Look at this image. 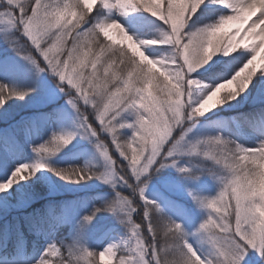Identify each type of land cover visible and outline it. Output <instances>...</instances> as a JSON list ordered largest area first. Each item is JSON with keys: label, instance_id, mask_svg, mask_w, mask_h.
I'll use <instances>...</instances> for the list:
<instances>
[{"label": "snow or ice", "instance_id": "6c2138e0", "mask_svg": "<svg viewBox=\"0 0 264 264\" xmlns=\"http://www.w3.org/2000/svg\"><path fill=\"white\" fill-rule=\"evenodd\" d=\"M209 5L218 7L210 9ZM225 8L227 14L222 12ZM101 9L122 13L142 10L158 18L163 28L156 38L134 39L115 20L100 18ZM205 10L221 14L194 31H186L193 17ZM92 11L90 0H30L27 4L25 0H0V26H4L0 31L7 33L5 40L27 61L33 75L49 73L58 79L57 88L78 119L77 131L51 132L32 147L35 160L5 171L0 192L30 180L39 170L53 172L69 183L95 178L114 192L103 209L93 207L81 217L71 241L46 243L33 264H113V260L115 264H240L249 249H254L264 264V217L249 212L250 206L264 210V141L245 147L230 140L232 157L223 149L210 152L203 147L225 144L219 134L195 141L187 138L200 117L242 96L258 73L264 76V0H99L94 17L89 15ZM112 29L119 31L121 43L128 41L130 55L123 47L113 50L100 39L103 34L111 40ZM20 37L26 38L30 49L20 45ZM148 46L169 47L176 55L171 59L150 57L144 51ZM237 49H251L250 58L235 67L226 80L207 85L192 77L214 54L228 56ZM126 63L131 70L121 68ZM225 82H229L230 95H220ZM194 87L203 89L198 97H193ZM34 91L35 86L17 88L0 83V108L9 100H24ZM55 98L54 93H46L43 103ZM42 115L60 119L64 113L54 109ZM121 128L130 129L131 135L122 137ZM102 133L111 138V146L101 138ZM77 134L95 139L96 151L105 162L103 171L55 168L45 162L43 154L57 153ZM112 147L123 162L111 154ZM180 156L203 157L210 162L206 170L222 181L213 197L188 193L205 210L194 234L204 238L200 243L206 244L208 251L199 244L194 246L182 224L163 214L158 201L145 196L147 180L142 178L176 167ZM176 170L190 171L185 167ZM101 210L122 213L121 223L128 235L119 244L109 242L99 250L89 249L81 242L83 229ZM141 210L143 224L134 220ZM154 214L160 225L153 222Z\"/></svg>", "mask_w": 264, "mask_h": 264}, {"label": "rangeland", "instance_id": "374dc122", "mask_svg": "<svg viewBox=\"0 0 264 264\" xmlns=\"http://www.w3.org/2000/svg\"><path fill=\"white\" fill-rule=\"evenodd\" d=\"M92 1L93 11L89 15L94 17L98 11L99 0ZM216 7L218 6L209 5L210 9ZM222 12L227 14L228 9H222ZM220 14L209 10L198 13L189 22L186 31H194L197 27L215 20ZM98 15L105 20H115L128 35L138 40L156 38L163 28L158 18L142 10L122 13L117 9H101ZM2 27L4 26H0ZM6 35V32L0 31V83L17 88L35 86V91L24 100L12 99L0 108V178L13 165L31 163L35 160L36 154L33 153L32 147L47 139L51 132H75L78 124L77 113L66 103L64 94L57 88L58 79L49 73L33 75L27 61L17 54L9 41L5 40ZM110 35L111 40L103 34L100 35V39L111 44L113 50L123 47L125 51H129V55L131 54L128 41L121 43L117 29H112ZM112 41L119 44L116 45ZM19 43L26 50L31 48L26 38L20 37ZM170 50L165 46L144 48L146 55L157 58L166 57ZM237 51L228 56L223 55L222 52L214 54L198 72L192 73V77L207 85H215L226 80L235 67L250 58L251 49H237ZM137 59L139 60V56ZM121 68L125 71L131 70L127 63L121 65ZM194 89L193 97L201 88L194 87ZM46 93L55 94L56 98L52 103H43ZM262 94H264V76L258 73L253 77L242 100L234 104L229 101L210 110L199 118L187 134V138L195 141L207 134H219L245 147H252L264 141V95ZM54 109H61L64 113L63 118L46 119L42 115L51 113ZM128 122H131V118H128ZM118 132L122 137L131 135V130L128 128L118 129ZM101 138L111 146L110 137L102 133ZM111 154L115 159L123 162L114 147ZM43 155L49 165L53 163L66 165L68 168L87 167L96 172H101L105 168V162L96 151L95 139L79 134L57 153ZM176 160V167H185L190 171L186 174L179 173L176 167L168 166L159 172L149 173L142 178L147 180L145 196L150 200L158 201L163 214L171 216L173 220L182 224L188 234V240L194 246L199 244L202 250L208 251V246L200 243V234H194L205 217V210L199 208L188 193L191 191L199 196L213 197L219 191V181L215 174H210L206 170L210 162L203 157L180 156ZM42 188L44 194L39 190ZM113 198L112 188L95 178L81 183H69L47 170H39L30 180L21 181L8 192H0V264H33L46 243L61 239L66 242L71 241L75 235V227L82 222L81 217L93 207L103 209L104 205ZM122 216V213L114 214L101 210L83 229L81 242L89 249L96 250L109 242L119 244L128 235L125 225L121 223ZM134 220L144 223L142 210L134 214ZM153 222L157 225L161 224L160 218L155 214ZM24 232L34 235L36 239V242L32 243L33 248L30 252ZM11 236H15L13 254L4 251ZM160 240L164 242L162 233ZM240 264H261V260L254 249H249Z\"/></svg>", "mask_w": 264, "mask_h": 264}, {"label": "clouds", "instance_id": "9594fccd", "mask_svg": "<svg viewBox=\"0 0 264 264\" xmlns=\"http://www.w3.org/2000/svg\"><path fill=\"white\" fill-rule=\"evenodd\" d=\"M30 0H25V4L29 3ZM176 55V53L172 50H170L169 54L166 56L167 58L171 59L172 57H174ZM211 55V54H210ZM220 85H217V88H220ZM228 87H229V82H225V86L224 88L221 90L220 95H230L231 93L228 91ZM203 91V89H200V92H196L195 97H198L200 95V93ZM215 91V89L213 90ZM195 92V89H192V93ZM99 99H97V103H99ZM226 143L223 145H213V144H208V145H204L203 147L206 148L207 150H212V151H217L219 152L221 149H223V153L225 155H228L229 153H231L232 157L235 156L234 150H233V146L230 142L229 139L225 138ZM219 181V186H222V181ZM219 187V189H220ZM249 212L251 215L259 218V217H264V210L262 209H257V208H252L251 206L249 207ZM201 240L203 241L204 238L201 237ZM69 264H75L74 261H70Z\"/></svg>", "mask_w": 264, "mask_h": 264}, {"label": "bare ground", "instance_id": "6f19581e", "mask_svg": "<svg viewBox=\"0 0 264 264\" xmlns=\"http://www.w3.org/2000/svg\"><path fill=\"white\" fill-rule=\"evenodd\" d=\"M50 165L53 166V167H55L56 164L51 163ZM56 166H61V167H63V168H68L66 165H65V166H62V165H56ZM45 211H46V210H45ZM45 211H43V212L45 213ZM24 213H26V212H24ZM20 222H21V219H20ZM24 237H25V239L27 240L28 250H29V252H30V250H32V248H33V247H32V243L36 242V239L34 238V235H31V234L26 233V232H24ZM14 238H15V236H11L10 240H9V241L7 242V244L5 245V249H4V251L9 252L10 254L15 253L14 241H13V240H15Z\"/></svg>", "mask_w": 264, "mask_h": 264}, {"label": "trees", "instance_id": "16d2710c", "mask_svg": "<svg viewBox=\"0 0 264 264\" xmlns=\"http://www.w3.org/2000/svg\"><path fill=\"white\" fill-rule=\"evenodd\" d=\"M93 1L92 0H90V3H92ZM113 43H115L116 45L117 44H119L118 42H116V41H112ZM231 87V86H230ZM244 98V94L242 95V96H239L237 99H235V100H232V101H230L231 102V104H234V103H237V102H239V100H242ZM55 167L56 168H63V167H61V166H56L55 165ZM40 190V192H41V194H44V192L42 191L43 190V188L42 189H39ZM47 191V190H46ZM39 204H41V203H39ZM38 204V205H39ZM34 205V204H33Z\"/></svg>", "mask_w": 264, "mask_h": 264}]
</instances>
